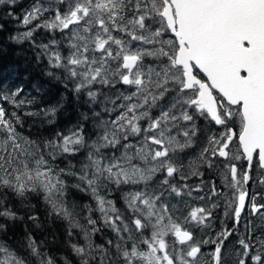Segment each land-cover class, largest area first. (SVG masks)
Here are the masks:
<instances>
[{
  "label": "snow or ice",
  "instance_id": "1",
  "mask_svg": "<svg viewBox=\"0 0 264 264\" xmlns=\"http://www.w3.org/2000/svg\"><path fill=\"white\" fill-rule=\"evenodd\" d=\"M21 6L62 91L0 81V264H264V0Z\"/></svg>",
  "mask_w": 264,
  "mask_h": 264
},
{
  "label": "trees",
  "instance_id": "2",
  "mask_svg": "<svg viewBox=\"0 0 264 264\" xmlns=\"http://www.w3.org/2000/svg\"><path fill=\"white\" fill-rule=\"evenodd\" d=\"M20 4L22 6L17 8V14L22 11L23 4ZM14 28V24L9 25L6 32L0 33V81L23 87L26 93L36 96V103L39 106L54 104L60 99L62 89L44 74V64L36 62L34 54L27 46H17L6 40L8 32ZM37 87L40 88L39 92L36 91ZM65 106L68 112L58 116V123L62 126L75 117L74 104L66 102ZM28 123H31V118H28ZM33 127L35 131L36 126ZM45 127L49 126L45 125ZM58 231L62 237V230L58 229Z\"/></svg>",
  "mask_w": 264,
  "mask_h": 264
},
{
  "label": "rangeland",
  "instance_id": "3",
  "mask_svg": "<svg viewBox=\"0 0 264 264\" xmlns=\"http://www.w3.org/2000/svg\"><path fill=\"white\" fill-rule=\"evenodd\" d=\"M30 2H31V0H20V3L23 4V7H22V11H21V13H23L24 8L27 7L28 4H29ZM21 13H20V14H21ZM211 175H213V177L215 178L217 184H220V182H221V178H220L218 175H216V174H211ZM206 178H207V177H206ZM217 215H219V211L217 212ZM217 223H218V222H217ZM105 238H107V237H105Z\"/></svg>",
  "mask_w": 264,
  "mask_h": 264
}]
</instances>
